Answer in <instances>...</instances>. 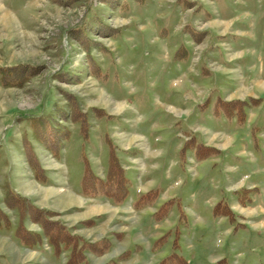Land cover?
<instances>
[{
    "label": "rangeland",
    "instance_id": "obj_1",
    "mask_svg": "<svg viewBox=\"0 0 264 264\" xmlns=\"http://www.w3.org/2000/svg\"><path fill=\"white\" fill-rule=\"evenodd\" d=\"M140 1L107 6L101 0H0V67L33 71L21 86L0 80V208L12 223L0 231V264L66 262L45 241L27 248L15 238L17 216L3 203L6 191L55 213L53 220L88 243L103 242L101 255L85 254L88 264H159L176 240L185 264H264V149L254 146L239 156L213 151L205 159L197 149L204 139L220 149L238 134L243 142L246 134L252 138L251 130L264 131V104L250 126L214 115L216 101H202L206 88L213 99L221 97L219 84L230 87L227 92H261L253 88L264 80V0ZM203 10L236 21L218 30L203 20ZM97 18L114 31L91 30ZM235 24L244 38L201 40L200 32L222 35ZM81 25L100 44L89 54L98 76L71 38ZM196 66L208 74L197 76ZM72 103L85 117L83 135ZM34 117L57 139L69 134L59 159L36 140L29 124ZM189 139L195 150L180 156ZM107 140L131 183L119 205L80 192L82 157L104 178ZM29 151L46 174L45 184L28 166ZM152 190L157 198L135 209L139 196ZM169 200L172 207L159 220L157 212ZM25 226L40 232L36 224Z\"/></svg>",
    "mask_w": 264,
    "mask_h": 264
},
{
    "label": "trees",
    "instance_id": "obj_2",
    "mask_svg": "<svg viewBox=\"0 0 264 264\" xmlns=\"http://www.w3.org/2000/svg\"><path fill=\"white\" fill-rule=\"evenodd\" d=\"M112 0H101L105 5H110L109 2ZM140 1V0H138ZM141 2V1H140ZM83 20L80 24H83ZM95 27H89L81 25L71 33V38L76 41L87 53L88 57V70H90L94 75H99V67L95 64L94 60L89 59V54L91 49H97L99 47V42H93L88 36V28L91 30L94 28L99 29V33L105 30V34L111 33L108 26L102 24L99 18L93 21ZM102 27H101V26ZM96 31V30H95ZM98 34V30H97ZM202 36V35H201ZM200 36V37H201ZM202 39V37H201ZM200 41V40H197ZM30 67L16 66L10 68L0 67V80L3 81L5 85L21 86L31 78L33 71ZM253 103V102H252ZM256 103V102H255ZM253 103V104H255ZM220 104V105H219ZM73 105V120L81 124L82 135L86 131V120L84 115L77 111L76 105ZM248 105L246 102L233 101V102H223L217 100L215 107L216 109L222 106V113L227 118H236L238 122H243L244 120V108ZM215 109V114L218 112ZM50 122V121H49ZM30 129L33 133H36V140L45 146V149L52 152L54 156L58 158V152L61 149V142L67 139L69 134H64L58 139L50 134V127L45 121L39 119L38 117L31 118L29 121ZM86 139V135L83 136ZM192 140H187L183 146L180 148V156L186 151L195 150L192 146ZM109 148V155L107 158V169L103 179L99 178L91 170L89 163L86 158L82 157V175L80 180V192L85 198H106L111 200L115 204H121L129 195L131 183L126 175L125 170L122 168L119 159L115 156L113 146L109 140L106 141ZM198 150H203L204 153L199 156V159H205L208 157L209 153L213 151V148L203 146L202 144H197ZM27 163L30 170L33 172L35 179L41 183L45 184L47 182L46 174L43 168L40 166L35 155L29 151L27 156ZM158 196L157 190H152L146 194L140 195L135 201V209H141L145 206L151 204ZM3 203L7 210L14 211L17 216V224L14 229V236L18 241L27 248H34L41 246L43 241L52 249L54 256L59 257L61 254L66 255L65 264H88L86 261L85 254L91 253L94 255H101L104 252L105 247H103V242L98 243H88L79 236L73 234L70 229L65 227L58 220H53L55 213L40 209L32 204L25 197L18 195L14 191H6L3 199ZM172 201L164 203L157 212L160 217L159 220L163 219L167 212L170 210ZM229 213V211H228ZM227 215V214H226ZM156 217V216H155ZM53 218V219H52ZM25 222H30L36 224L40 229V232L30 231L26 228ZM93 222L88 221L85 225H91ZM12 227L11 220L9 219L7 213L0 208V231H8ZM162 242H156V246L160 245ZM177 240L172 242V252L163 259L159 264H185L184 260L177 255L178 250Z\"/></svg>",
    "mask_w": 264,
    "mask_h": 264
},
{
    "label": "crops",
    "instance_id": "obj_3",
    "mask_svg": "<svg viewBox=\"0 0 264 264\" xmlns=\"http://www.w3.org/2000/svg\"><path fill=\"white\" fill-rule=\"evenodd\" d=\"M197 5V3H196ZM195 7L191 8V9H187L188 11L194 9ZM204 11V15H203V20L204 21H207L209 22L212 27H218V30L221 29L223 26H224V29H229L230 25H234L235 21H236V17L234 19L232 18H222V17H217L218 19H214V16L210 15L209 14V11L207 12L206 10H203ZM218 16V15H217ZM234 21V23H233ZM236 25V28L234 29H230V31L226 32L224 34H219V33H216V34H210V33H207V32H200L202 33L201 37L203 38L205 35L208 36V38L210 37H218V38H223V37H226V36H234V37H239L240 39L244 38L243 35H242V32L239 28V26L237 24ZM190 29H191V26H190ZM192 31H195L194 29ZM211 32V31H209ZM191 33V32H189ZM240 33V34H238ZM188 34V33H187ZM202 40V39H201ZM199 42V41H198ZM197 42V43H198ZM200 43V42H199ZM220 44V43H219ZM218 44V46H219ZM212 47H216V46H212ZM247 65V64H246ZM254 66V65H252ZM240 67V72L242 73V69L245 67V65H239ZM250 68L247 66V69ZM196 70H197V76H199L201 73H204V74H208V71H205L204 69H200L199 66H196ZM191 74V72H188V74ZM244 73H247V72H244ZM195 75H193V77H197ZM240 87V86H239ZM205 88V87H204ZM226 89H230L227 88L226 86L224 85H221L219 84L218 87H217V91L219 92L218 94L221 96V97H214V98H217V99H213L211 97L212 95V89H209V88H206V91H204V96H203V100L202 101H209L210 102H214L217 100H220V101H223V102H233V101H241V102H246L248 103V105L244 108V120L243 124H248V125H252V124H255L257 119H258V115L256 114L257 113V110L261 109V106L264 104V80H262L261 82L257 83V88H253L255 89L256 91H261L259 94L254 93V92H249L247 91L246 89H243L242 87H240L239 89L236 87L233 91H229L227 92ZM212 99V100H211ZM204 102V103H205ZM255 104H253V103ZM204 103H199L197 107H199L200 105H203ZM216 104V103H215ZM253 104V105H252ZM212 107V104L210 105H207V109H210ZM216 109V107H215ZM218 112V114H215V111L213 112L214 115L216 116H220V117H225L224 114L222 113V111L220 112V109L219 110H216ZM232 121H237L238 120L234 117V118H231ZM240 123V122H238ZM251 127H248V129H250ZM262 128H257V133L254 132V130H251L253 132H251V136L252 138L250 137L249 134H246V139L243 140V142H239L240 139L239 136L240 134L237 135V137H233V138H230V139H227L225 141V143L222 145L223 148H217L215 145H209L207 146L206 142H205V139H204V143H202L203 146H206V147H210V148H213L215 149V151L217 152H231L232 154L236 155V156H239V155H243V154H246V152L248 151L249 148H253L254 146L256 147V150L257 149H261L263 148L264 149V140H260V138L263 136V133L264 131L261 130ZM245 134V133H244ZM259 139V140H258Z\"/></svg>",
    "mask_w": 264,
    "mask_h": 264
}]
</instances>
